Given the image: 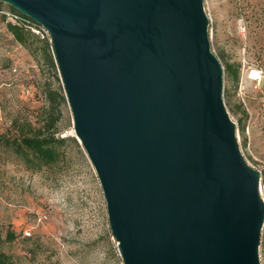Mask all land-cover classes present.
Masks as SVG:
<instances>
[{
    "label": "water",
    "instance_id": "obj_1",
    "mask_svg": "<svg viewBox=\"0 0 264 264\" xmlns=\"http://www.w3.org/2000/svg\"><path fill=\"white\" fill-rule=\"evenodd\" d=\"M49 34L123 264H260L259 173L203 0H0Z\"/></svg>",
    "mask_w": 264,
    "mask_h": 264
},
{
    "label": "rangeland",
    "instance_id": "obj_2",
    "mask_svg": "<svg viewBox=\"0 0 264 264\" xmlns=\"http://www.w3.org/2000/svg\"><path fill=\"white\" fill-rule=\"evenodd\" d=\"M203 8L210 48L223 69L225 107L236 124L243 158L259 173L264 201V78L259 84L245 81L240 96L239 84L235 87L224 74L225 63L239 65L240 76L247 66L264 71V0H203ZM46 81L56 89L45 62L37 65L0 22V133L12 137L26 129L27 122L35 127L42 124ZM238 107L247 114L241 123ZM60 111L56 136L75 138L68 104ZM60 151L56 165L36 172L0 143V252L16 264H123L110 233L99 181L84 150L67 141ZM41 216L46 219L39 221ZM10 231L15 238L7 241ZM258 254L264 264V223Z\"/></svg>",
    "mask_w": 264,
    "mask_h": 264
},
{
    "label": "trees",
    "instance_id": "obj_3",
    "mask_svg": "<svg viewBox=\"0 0 264 264\" xmlns=\"http://www.w3.org/2000/svg\"><path fill=\"white\" fill-rule=\"evenodd\" d=\"M3 10L18 15L23 21L32 22L9 5L0 3V11ZM0 22L4 23L6 32L12 36L13 42L26 49L37 65L41 61L45 62L54 81L57 83L56 89L50 87L49 81H46L44 85V116L39 127L27 122L26 129L23 128L18 131L16 136L11 137L0 133L1 145L6 146L19 158L28 170L37 172L43 168L52 167L61 160L60 147L67 141H73L77 146L80 144L74 137L60 138L56 136V126L61 116L60 110L67 101L55 63L51 42L32 33L24 24L11 22L5 14L0 13ZM13 71L15 72L16 69H13ZM224 74L235 87L238 86L240 80L239 65L225 63ZM224 96H226V90H224ZM238 110L243 117V119H239L241 123L242 120L247 118V114L240 107H238ZM239 130L244 131V124L240 126ZM14 238L15 234L12 231L6 233L7 241H12ZM0 264L16 263L10 255L0 252Z\"/></svg>",
    "mask_w": 264,
    "mask_h": 264
},
{
    "label": "built area",
    "instance_id": "obj_4",
    "mask_svg": "<svg viewBox=\"0 0 264 264\" xmlns=\"http://www.w3.org/2000/svg\"><path fill=\"white\" fill-rule=\"evenodd\" d=\"M0 13L5 14L7 16V19L10 20L11 22L18 23V24H24V26L28 28L32 33L38 35L40 38H46L49 42H51L48 32L42 26L35 23L34 21L32 20H31L32 22H29L27 20L23 21V19H21L18 15L9 13L5 10L0 11ZM263 78H264V71L262 70V68L256 67V66L244 67L241 70L240 83L238 86L237 94L240 96L243 95V88H244L245 81H250V82L259 84ZM262 105L264 108V97H263ZM38 219L39 221H43L46 219V216H41ZM24 234L26 236L30 235L29 232H25Z\"/></svg>",
    "mask_w": 264,
    "mask_h": 264
}]
</instances>
